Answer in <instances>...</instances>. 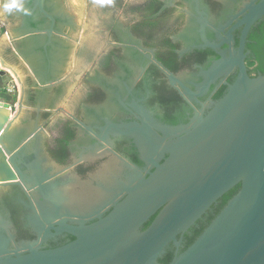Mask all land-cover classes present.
I'll list each match as a JSON object with an SVG mask.
<instances>
[{"label":"flooded vegetation","instance_id":"af4514ba","mask_svg":"<svg viewBox=\"0 0 264 264\" xmlns=\"http://www.w3.org/2000/svg\"><path fill=\"white\" fill-rule=\"evenodd\" d=\"M260 1L45 0L49 18L38 0H22L27 15L0 11V57L8 65H22L25 103L29 101L7 144L20 152L18 166L33 183L30 188L24 183L0 188V211L14 221L17 237L40 242L44 251L58 250L77 240L73 230L80 228L81 220L96 216L83 222H98V215L106 217L130 197V189L138 191L156 168L144 159L134 137L107 134L106 121L141 123L137 103L161 125L177 127L188 124L201 104L221 99L227 86L220 79L196 99L185 92H197L204 82L201 73L220 59L212 48H202L201 31L204 28L207 38L218 43L216 30L232 22L221 33L227 40L243 19L240 14ZM263 23L264 18L245 38V26L232 32V48L238 51L244 44L251 78L264 75ZM229 49L225 44L220 50ZM158 63L180 84H172ZM237 75L236 70L226 82L233 83ZM0 76L13 80L8 72ZM152 135L159 141L164 137L156 128ZM168 157L165 154L159 163ZM31 163L46 172L45 180L25 166ZM226 196L202 223L213 221L228 203ZM44 204L51 221L46 226L53 229L39 235L27 220L26 205L39 213ZM164 206L143 223L141 232ZM185 236L180 252L186 249ZM176 251L171 245L167 255L173 258Z\"/></svg>","mask_w":264,"mask_h":264},{"label":"water","instance_id":"95a60500","mask_svg":"<svg viewBox=\"0 0 264 264\" xmlns=\"http://www.w3.org/2000/svg\"><path fill=\"white\" fill-rule=\"evenodd\" d=\"M44 1L37 2L43 13ZM245 10L247 14H240L244 17L229 31L227 40L221 33L232 22L216 30L218 43L210 41L203 28L202 48H212L220 59L201 73L204 82L197 86V92L185 88L186 94L196 99L220 79L227 86L221 99L201 104L188 124L177 127L161 125L137 103L134 108L141 113V123L106 121L107 134L136 139L144 159L156 168L150 179L144 180L138 191L130 189V197L112 213L104 218L98 215V222L89 226L83 222L96 216L81 220L80 228L73 230L77 240L58 250L44 251L40 242L20 240L14 221L0 211V264H159L171 245L177 251L169 264H264V75H248L243 42L238 51L232 48L233 31L245 26V38L264 18V0ZM225 44L230 49L221 51ZM158 65L172 84H180L174 74ZM18 67L0 57V75L10 73L19 86L18 109L0 100V188L22 183L30 188L33 183L18 166L20 152L15 153L7 144V137L28 109L24 77ZM236 70L234 82L227 83ZM154 128L163 132L161 141L153 138ZM165 154L169 157L160 164ZM25 166L39 175L40 181L45 180L46 172L37 170V165ZM237 186L239 191L180 252L183 237ZM44 206L38 213L26 205L30 211L27 220L39 235L53 229L46 226L51 221ZM163 206L149 228L141 232L143 223Z\"/></svg>","mask_w":264,"mask_h":264},{"label":"trees","instance_id":"16d2710c","mask_svg":"<svg viewBox=\"0 0 264 264\" xmlns=\"http://www.w3.org/2000/svg\"><path fill=\"white\" fill-rule=\"evenodd\" d=\"M262 27H264V23L261 25ZM4 93L6 94V92L4 91ZM6 96H8V100L3 97V99H5L6 101H9L10 98L14 99V103H16L17 101V96H9L6 94ZM26 104H29V101H26ZM240 189V186H237L236 188L232 189L230 193L226 194L225 196V202L227 200H230ZM227 204V203H226ZM210 224V222H208V224L202 223V221H199L196 225V227H194L193 229L190 230V235L187 234L185 237L187 242L185 247H189L195 240L196 238L202 233V231ZM172 260V256L170 254H168L167 256H165L162 260L159 261V264H169Z\"/></svg>","mask_w":264,"mask_h":264},{"label":"rangeland","instance_id":"374dc122","mask_svg":"<svg viewBox=\"0 0 264 264\" xmlns=\"http://www.w3.org/2000/svg\"><path fill=\"white\" fill-rule=\"evenodd\" d=\"M80 19V16L78 15V20ZM5 36V35H4ZM3 37V36H2ZM18 72L20 73V75H21V73H22V75H24L23 74V69H22V65L21 66H19L18 68ZM26 70H27V72H29V74H30V68L28 67V65L26 64V68H25ZM10 74V73H9ZM82 74H79V76L76 78V81H77V79H80V76H81ZM9 77H7V79L5 78V82H9L11 79H8ZM10 78H11V74H10ZM12 78H14V77H12ZM25 78V77H24ZM11 83V86L12 85H14V83H13V81L12 82H10ZM18 86V85H17ZM4 91H5V89H0V96H1V98L3 99V97H5L6 99L8 98V96H6V94H7V92H6V94L4 93ZM8 95V94H7ZM13 95H16L17 96V101H16V103H14V99L12 98H10V100H9V103H11L16 109H18V97H19V86H18V89H17V87H16V92H15V94H13ZM8 100V99H7ZM41 143L38 141V142H36L35 144H33L32 146L34 147L33 148V152H34V150L36 149V148H39V145H40ZM46 164V163H45ZM27 167V166H26ZM46 167H47V164H46Z\"/></svg>","mask_w":264,"mask_h":264},{"label":"clouds","instance_id":"9594fccd","mask_svg":"<svg viewBox=\"0 0 264 264\" xmlns=\"http://www.w3.org/2000/svg\"><path fill=\"white\" fill-rule=\"evenodd\" d=\"M0 11L8 14H12L14 11L28 14V9L24 7L22 0H0Z\"/></svg>","mask_w":264,"mask_h":264},{"label":"built area","instance_id":"2783aa9c","mask_svg":"<svg viewBox=\"0 0 264 264\" xmlns=\"http://www.w3.org/2000/svg\"><path fill=\"white\" fill-rule=\"evenodd\" d=\"M13 83H14V85H12L11 86V84H10V86H6V87H3V88H0V89H5V91L7 92V94L9 95V96H15V95H13V94H15V92H16V87H17V89H18V84H17V82L13 79ZM0 100H2V98H1V96H0Z\"/></svg>","mask_w":264,"mask_h":264},{"label":"crops","instance_id":"0c3cea01","mask_svg":"<svg viewBox=\"0 0 264 264\" xmlns=\"http://www.w3.org/2000/svg\"><path fill=\"white\" fill-rule=\"evenodd\" d=\"M12 81L13 80H10L9 82H5V77L3 78L2 76H0V88L1 87H6L7 85L10 86V84H11L10 82H12Z\"/></svg>","mask_w":264,"mask_h":264}]
</instances>
